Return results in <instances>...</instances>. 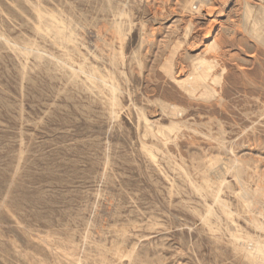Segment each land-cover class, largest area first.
<instances>
[{"label": "rangeland", "instance_id": "1", "mask_svg": "<svg viewBox=\"0 0 264 264\" xmlns=\"http://www.w3.org/2000/svg\"><path fill=\"white\" fill-rule=\"evenodd\" d=\"M191 1L0 0V264H264V0Z\"/></svg>", "mask_w": 264, "mask_h": 264}, {"label": "bare ground", "instance_id": "2", "mask_svg": "<svg viewBox=\"0 0 264 264\" xmlns=\"http://www.w3.org/2000/svg\"><path fill=\"white\" fill-rule=\"evenodd\" d=\"M205 1V0H204ZM192 5L195 9H198L199 6H201L200 4L202 3V0H192ZM204 5H205V2H204ZM192 7V6H191ZM206 7V6H205ZM192 8V9H194ZM194 9V10H195ZM199 10V9H198ZM196 11V10H195ZM259 11V10H258ZM260 12V11H259ZM262 13L264 14V9H262ZM261 15V13L259 14ZM57 18V17H56ZM58 20V19H57ZM59 21V20H58ZM56 21V22H58ZM260 21V20H259ZM62 22V21H61ZM261 24V25H260ZM260 24L259 25H256V32L258 34V37L260 39L264 38V23L262 25L261 21H260ZM255 27V26H254ZM187 31V30H186ZM186 33V32H185ZM263 41V40H262ZM214 43V42H213ZM210 46V44H208ZM177 47V46H176ZM216 45L213 44L211 49L215 48ZM217 48V47H216ZM210 49V50H211ZM23 53H28L29 50H26V48H24L22 50ZM32 52V51H30ZM29 52V53H30ZM174 52V51H173ZM172 53V52H171ZM172 56L169 58H167V61L165 62V64L163 65L162 67V71L165 73V76L169 77V79H171V81H174L175 84H177L179 86V88L184 92L185 95H187L188 97L190 98H193L195 97L196 95V91L198 89L201 88V97H209L211 95L214 94L213 90L210 89L209 87H207L204 83H205V80L207 79V76H208V71L207 69L208 68H205V70L202 68V65L205 64L203 63V60L202 59H198L199 61L197 63H192V71L189 75V77L185 80H177L173 77V71H174V66H173V61H172V57H173V54H171ZM186 55V54H185ZM187 59H192V56L190 55H186ZM113 58V57H112ZM186 59V60H187ZM194 60V59H193ZM197 61V60H196ZM212 63V62H211ZM213 65V64H212ZM204 67V66H203ZM207 71V72H205ZM220 78V77H219ZM215 79V78H214ZM214 96V95H213ZM196 99V97H195ZM158 107H160L159 109L167 114H171V115H175L177 113L180 112V110L175 107V106H171V105H167V104H163L161 102L158 103ZM177 128V126L174 124V125H171V126H168V127H162L160 128L159 127V133L162 134V135H167V133L165 132L167 130V132L169 133L170 131H173L175 130V128ZM227 162H223V161H219L218 162V166H223V167H227ZM209 195V194H208ZM212 198V197H211ZM215 200H217L216 202H218L219 206L221 207V210H223V212H225V208L223 206V204L218 201L219 199L216 198V196L214 197ZM212 198V199H214ZM215 202V203H216ZM222 212V211H221ZM225 214V213H224ZM228 221V220H227ZM230 227V226H229ZM231 229H232V226H231ZM229 229V230H231ZM246 246L249 250H251L254 255H256L257 257H262L263 259V256H264V245L262 244H259L258 242H254V241H251V242H248L246 243ZM259 261H261L262 263V260L260 259Z\"/></svg>", "mask_w": 264, "mask_h": 264}]
</instances>
